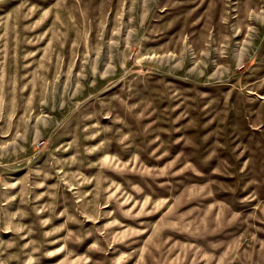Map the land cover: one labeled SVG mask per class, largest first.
Listing matches in <instances>:
<instances>
[{"label":"rangeland","instance_id":"obj_1","mask_svg":"<svg viewBox=\"0 0 264 264\" xmlns=\"http://www.w3.org/2000/svg\"><path fill=\"white\" fill-rule=\"evenodd\" d=\"M0 264H264V0H0Z\"/></svg>","mask_w":264,"mask_h":264}]
</instances>
